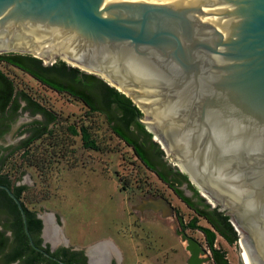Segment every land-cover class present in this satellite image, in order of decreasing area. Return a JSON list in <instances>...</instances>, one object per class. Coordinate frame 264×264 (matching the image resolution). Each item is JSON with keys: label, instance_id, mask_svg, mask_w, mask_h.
I'll return each mask as SVG.
<instances>
[{"label": "water", "instance_id": "95a60500", "mask_svg": "<svg viewBox=\"0 0 264 264\" xmlns=\"http://www.w3.org/2000/svg\"><path fill=\"white\" fill-rule=\"evenodd\" d=\"M11 53L75 64L129 98L241 232V263L264 264V0H0Z\"/></svg>", "mask_w": 264, "mask_h": 264}, {"label": "rangeland", "instance_id": "374dc122", "mask_svg": "<svg viewBox=\"0 0 264 264\" xmlns=\"http://www.w3.org/2000/svg\"><path fill=\"white\" fill-rule=\"evenodd\" d=\"M0 69L14 81L17 90H23L56 116L49 129L58 145L48 147L50 142L55 143L51 138L37 142V149L28 157L32 160L36 155L38 160L33 162L21 161L22 152H17L6 160L5 172L10 173L14 184L26 188L23 203L45 223L50 220L63 239L59 243L79 250L109 243L124 256L123 264H186L188 255L181 238L175 235L179 228L176 218L169 210L149 208L150 202L142 200L149 193H159L185 223L195 217L199 226L210 227L206 220L196 217L168 186L143 167L131 148L112 133L102 114L93 112L85 117L86 107L81 101L57 94L11 66L0 63ZM35 120L41 121L42 117L22 113L0 145L17 148L26 136L21 134L23 126ZM73 123L78 129L81 125L88 128L97 150L84 148L79 136L69 135L66 127ZM162 158L180 172L164 152ZM180 182L177 187L191 196L189 186L193 189V185L188 180ZM188 234L202 248L201 264H214L203 234L194 230H188ZM237 236L232 245L216 236L215 247L225 252L230 264H242ZM168 243L173 249L166 251Z\"/></svg>", "mask_w": 264, "mask_h": 264}, {"label": "trees", "instance_id": "16d2710c", "mask_svg": "<svg viewBox=\"0 0 264 264\" xmlns=\"http://www.w3.org/2000/svg\"><path fill=\"white\" fill-rule=\"evenodd\" d=\"M0 63L22 71L59 94L81 101L86 107L85 117L93 112L102 114L107 119L112 133L131 147L143 164L152 166L151 159L160 161L162 158L163 152L158 148V144L152 141V135L137 121L138 117L142 118L140 111L129 98L96 76L84 74L62 61L52 65H43L42 60L30 55L0 54ZM22 103L25 104L23 111H29L32 115H42L44 121L35 120L24 125L21 134H26V136L17 148H5L0 145V185L11 190L19 199L25 213L35 214L36 212L29 210L22 201V195L26 188L14 184L10 173L5 172L6 160L17 152H22L21 161L38 160L36 155L32 160H29L28 157L32 151L37 149L34 147L37 142L41 143L48 138H51L50 141H55V143L50 142L48 147L58 145L55 136H53V130L49 129V126L56 121V116L23 90H17L14 81L0 69V140L3 135L9 132L12 123L19 117L18 111ZM66 130L72 137L79 136L84 148L98 149L87 127L81 125L78 129L77 123H73L66 127ZM178 174L187 180L185 175L180 172ZM177 193L181 198H184L180 191ZM195 193L199 196L197 190ZM209 207L207 204L205 212H202L200 216L206 220L210 227L199 226L197 218L191 221L190 227L199 230L205 237L214 264H230L226 259L225 252L215 247V240L216 236H220L225 242L232 245L237 241V233L227 215L217 209L208 210ZM0 213H20L14 201L2 189H0ZM14 222V226L18 230L21 229V225L18 226L19 221ZM28 223L30 233L41 227L39 220L30 219ZM23 250V248H16L10 251L7 254L8 261L20 258Z\"/></svg>", "mask_w": 264, "mask_h": 264}, {"label": "flooded vegetation", "instance_id": "af4514ba", "mask_svg": "<svg viewBox=\"0 0 264 264\" xmlns=\"http://www.w3.org/2000/svg\"><path fill=\"white\" fill-rule=\"evenodd\" d=\"M56 93L59 94L58 92ZM24 107L25 104L22 103L18 111L19 116L22 113H27L32 117L36 116V115H32L29 111H23ZM39 116L42 117L41 121H44V117L42 115ZM5 135H3V137ZM131 150L133 151L132 148ZM133 154L135 155L134 151ZM151 163L152 166H148L143 163L142 164L147 171H149L151 174L156 176V178L159 180L160 183L168 186V188L175 194L177 199L187 209H190L193 212H195L197 215L196 217L203 218L200 215L202 214V212H205L206 210V205H207L206 201L200 195L199 196L196 195L195 190L192 189L190 186H189V190L192 192V195L189 197L185 195L183 190L177 187V183L180 182V180L183 179V177L179 175L178 172L174 168H172L163 158H161L160 161L159 159L157 160L151 159ZM184 180L185 179H183V181ZM147 190H148L147 192H149L150 189ZM177 191H180L184 198H181L178 195ZM142 201L150 202L147 204L149 208L169 210L170 216L171 217L174 216L178 222L179 228L178 230H176L175 235L181 238L183 249L184 251H186V254L188 255L187 258L185 259V263L201 264L200 254L202 253V248L198 244V242L195 239H192L188 234V230L199 231L197 229L190 227V223L195 219V217L188 220V222L185 223L183 218L179 215L177 209L173 207L172 204H170L162 194L159 193H151V194L149 193ZM208 210H212L211 206L209 207ZM30 219L34 221L39 220L41 224L40 229H36L34 232L30 233L29 223H28V220ZM16 220L19 221L18 226L20 227L21 225V229L19 230L14 226L15 224L14 221ZM25 220L29 235H27V233L25 232V225L23 223V218L20 213L19 214L0 213V264H123L124 263V259H125L124 256L112 244L104 243L100 245H95L90 247L89 251L86 250L87 248L85 250L71 248L66 246L64 242L63 244L59 243L61 236L59 235L58 231L54 230L53 224L51 222L50 223L52 228L51 227L47 228V224L44 222V220L39 214L25 213ZM49 228H51L55 232L57 241L54 242L51 240V237L47 233V229ZM29 238L31 239L32 244L30 243ZM61 240L63 239L61 238ZM146 247L149 248L150 245H146ZM165 247H166V251L168 249L169 250L173 249V247L169 243L165 244ZM16 248H23L24 249L23 254L20 258L9 262L7 259V254ZM195 253L198 254L194 256ZM192 257L194 258L193 260L191 259ZM28 260H30V263H28Z\"/></svg>", "mask_w": 264, "mask_h": 264}, {"label": "bare ground", "instance_id": "6f19581e", "mask_svg": "<svg viewBox=\"0 0 264 264\" xmlns=\"http://www.w3.org/2000/svg\"><path fill=\"white\" fill-rule=\"evenodd\" d=\"M67 64L76 67L75 64H72V63H69V62H67ZM122 92L125 93L124 90H122ZM136 104H137V103H136ZM140 108H141V107H140ZM141 110H142V109H141ZM147 128L151 130L150 126H147ZM154 135H155V134H154ZM155 140H156V142H158V143L160 142L158 138H155ZM165 151H166V154H167L168 158L171 160L172 164H173L174 166H176V167L181 168V167L179 166V164L177 163V161L174 159V157L170 154V152H169L167 149H166ZM196 188H197V187H196ZM197 189H198V188H197ZM202 195L205 196L204 194H202ZM205 197H206V196H205ZM206 198H207V201H208V202H211V201L209 200L208 197H206ZM211 203H212V202H211ZM46 221H47V222H46V224H47V228H48V227H51V228H52L51 223H50V220L47 219ZM235 227H236V226H235ZM51 228L47 229V233H48V235L51 237V240L55 242V241H57V239H56V235H55V232H54ZM236 229H237V231L239 232L240 239H241V237H242L241 232L238 230L237 227H236Z\"/></svg>", "mask_w": 264, "mask_h": 264}]
</instances>
